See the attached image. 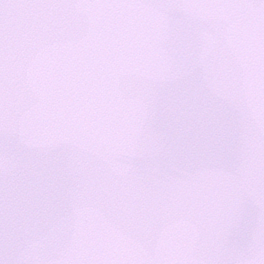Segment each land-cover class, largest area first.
I'll use <instances>...</instances> for the list:
<instances>
[{
  "label": "snow or ice",
  "instance_id": "1",
  "mask_svg": "<svg viewBox=\"0 0 264 264\" xmlns=\"http://www.w3.org/2000/svg\"><path fill=\"white\" fill-rule=\"evenodd\" d=\"M0 264H264V0H0Z\"/></svg>",
  "mask_w": 264,
  "mask_h": 264
}]
</instances>
